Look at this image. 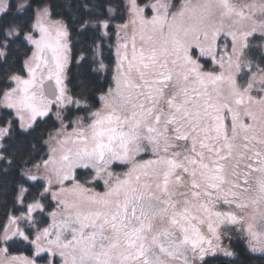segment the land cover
I'll list each match as a JSON object with an SVG mask.
<instances>
[{"label": "snow or ice", "instance_id": "snow-or-ice-1", "mask_svg": "<svg viewBox=\"0 0 264 264\" xmlns=\"http://www.w3.org/2000/svg\"><path fill=\"white\" fill-rule=\"evenodd\" d=\"M152 7L156 14L147 20L144 10L129 0L130 23L135 28L139 22L142 32L150 28L152 35L145 42L150 47L146 50L142 43L138 52L135 35L131 55L127 42L117 45L115 87L101 93V107L87 117H77L73 133L64 140L56 139L59 155L53 147V154L43 161V176L22 167L8 190L12 199L0 191L5 202L12 203L13 214L8 217L16 226L12 237L29 240L34 227L36 236L30 242L37 254L49 252L55 257L58 253L63 264H189L191 251L206 264L208 253L236 255L220 244L222 234H229L232 228L247 234L252 252H264V99L254 101L247 96L253 82L242 87L229 73L234 104L243 105L247 96L249 105L259 106L258 112L245 108L244 115L252 121L245 124L238 107L223 99L217 87L224 74L203 71L199 58H194L198 49L200 57H210L223 69L225 58L217 61L223 24L217 27L212 16L218 9L221 19L232 15L244 18L245 8L257 6L243 5L237 10L229 0L186 5L191 10L188 27L177 26L175 15L169 21L166 12L160 14L166 4ZM259 7L264 15V4ZM79 9L81 32L108 29L117 10L109 0H82ZM30 10V0H0V59L7 63L17 42L31 46L22 69L8 76L14 87H6L0 96V107L11 110L7 120L0 119V164L5 174L24 155L23 146L15 153L8 152V147H16L13 140L20 134L17 121L20 130L28 132L49 115L53 104H75L78 111L90 107L86 83L79 85L83 99L66 95L68 25L63 19H52L47 4L37 5L28 15ZM184 14L183 10L179 13L181 17ZM118 27L126 30L128 24ZM259 30L264 40V22ZM255 31V27L243 33L228 30L232 51L227 66L231 69L235 62L239 72L247 59L251 71L255 59L264 87V52L251 57L253 46L248 39ZM96 39L93 37L91 45L94 53L101 47ZM104 68L101 60L94 71ZM170 86L174 89L171 95ZM225 109L232 119L231 135L225 127ZM149 146L157 159L137 163L136 156ZM161 151L163 155H159ZM115 162L131 167L123 179L115 176L113 181L114 174L108 169ZM35 167L39 172L40 166ZM78 167L94 170V179H104L106 191L93 194L78 183L71 190L65 188V181L75 180L72 173ZM53 175L59 191H53ZM68 191L80 194V199H63ZM49 196L59 215L51 212L53 222L41 228L43 213L51 207ZM217 205L229 210H216ZM12 237L5 228L3 239ZM42 240L47 247L42 246Z\"/></svg>", "mask_w": 264, "mask_h": 264}, {"label": "rangeland", "instance_id": "rangeland-1", "mask_svg": "<svg viewBox=\"0 0 264 264\" xmlns=\"http://www.w3.org/2000/svg\"><path fill=\"white\" fill-rule=\"evenodd\" d=\"M207 2L217 3L218 0H181V1L176 2L177 6H176V4H173L172 0H153V1H149L148 3H146L144 5L138 4L137 0H135L136 5L140 9L144 10L142 15L147 20H151L152 17L156 14L153 10V7H152L154 4H157V3L166 4L167 5L166 10L161 9L160 14L164 15L166 12L167 19L169 21H172L173 15H175L176 16L175 23L179 27H188V25H189V16L191 15V10L186 8L185 7L186 5H197V4L207 3ZM229 2L235 4L237 10H239L240 7L243 5L255 4L257 7L255 9L245 8L244 9V11H245V17L244 18H240V17H237L235 15H232L230 17H224L223 19H221L218 9L215 11L214 15L212 16V19L215 22L217 27H220V25L223 24V27L221 28V31H220V35L218 37V49L219 50L217 53V61H219V58L221 56H223L225 58V67L223 69H221V67L219 66V63L218 62L213 63V61L210 57H200V53H199L198 49L196 50L194 58H199V63L201 64L203 71L208 72V71L214 70L215 74H217V75H220L221 73L224 74L225 79L222 82H220V84L217 86L220 90L222 98L230 101L232 104V107H234V108L238 107V110L240 111V114H241L240 119L245 124H250V123H252V121L250 118H248L247 116L244 115V110L246 107H249L253 111L258 112L259 106L256 104L249 105L248 101H247V96H251L254 101H259L261 99H264V87H262L261 82H260V73H259V69L256 67L255 59H253V61H252L251 71H249V69L246 67V65L248 63L247 59H244L242 61L241 70L239 72L237 71V69L235 67V62H233V67L231 69L228 68L227 57H228V54L231 53V51H232V45H231V37L227 35V32L229 29H231V30L237 31L239 33H243L244 31H251L255 27L256 31H255L254 35L252 37L248 38L249 42L253 46L252 52H251V57H253V58L258 57V55L256 53V51L258 49H259V52H264V40L261 39V32L259 30V24L261 22H264V15H261L259 6L261 4H264V0H229ZM125 4H126V9H127V18L124 22L117 24L115 26V30H116L115 31V41L113 44L115 64H114V69H113L114 70L113 76L115 75V72H116L117 45L118 44H122L124 42H127L128 53H129V55H131L132 38H133V35H135L138 52L140 50L142 43L144 44V47L146 50L150 47V44L145 43L148 40V37L152 35L150 28L142 32L139 22H137V24L135 25V28H133V26L130 23L131 19L133 18V15L129 10V0H125ZM34 10H35V8H34ZM182 10L185 13L183 17H181L179 15V13ZM249 17H251V18H249ZM52 19H54V18H52ZM122 24H128V28L126 30L120 29L118 26L122 25ZM117 32H119V37L117 36ZM141 36L144 37V41L141 40ZM21 38L23 39V36H21ZM68 45H69V39H68ZM97 45H99V44H97ZM257 46H259V47H257ZM225 49H227V52L225 51ZM96 58L98 59L97 69H99V62L101 61L100 49H98L96 51ZM206 60H207V62H205ZM69 64H70V57H69L67 69L65 70L66 80H67V70H68ZM169 67H171V65H169ZM229 73L236 76L237 84L242 86V87H247V84L250 81L253 82V88L249 90V92L247 93V96L245 97V102L241 106H236L234 104V101H232V98L230 97V88H229V84L227 81V76L229 75ZM254 74H255V79L253 80ZM23 75H26V73ZM113 76H112V84L110 86L114 88L115 84L113 81ZM66 80H65V84H66V88H67ZM175 82H176V78L174 77L172 83L174 84ZM9 87H14V85L11 84ZM210 90L213 91V93H215V89H212L211 86H210ZM173 91H174V89L170 86L168 89V94L171 95ZM66 95L71 96L70 93L68 92V88H67ZM71 97L74 100L79 99V98H76L73 96H71ZM213 98H215V95ZM100 107H101V101H100L99 107H96V108H90L89 107L88 111H79L78 113H71L70 111H67V108L68 109L69 108L75 109V108H77L75 104L65 103L62 106H57V105L53 104L51 106V111L49 112V114L52 115V117L56 120L58 125L54 130H52L48 134V136L46 138L47 157L44 158L43 160H41V161L31 165V166H27V167L32 169L33 173L43 176L44 175L43 161L47 160L49 158V156L53 154L51 151V149L53 147H56L58 149L56 155L57 156L59 155V145L56 143V139L58 138L60 140H64L68 136V134L73 133V129L76 128L77 125H76L75 121H76L77 117H81V116L87 117L90 112L95 111ZM1 108H3V107H0V112H1ZM224 115L226 117L225 118V127L228 130V134L231 135V127H232L231 115L227 113L226 109L224 110ZM58 117H64V119L62 120ZM17 122L19 125V121H17ZM58 133H62V135H59V137H57ZM50 137H51V139H50ZM67 146L71 147L72 145L68 144ZM0 151H1V149H0ZM159 155H163V152L161 151L159 153ZM153 159H157V156L153 153V150L150 146L148 147V150L146 152H141L136 156V162L137 163H142L144 161L153 160ZM117 163H120V162H117ZM36 165L40 166L39 172H37V170H36V167H35ZM130 167H131V165H127V164H124V165L121 164L117 167L114 166V168H113V165H110L108 170L114 174V176H113V181H114L115 176H119L121 179H123V177H121V176H123L126 172H128ZM77 170H83L84 171L80 175V178L76 177ZM72 175L75 176V180L65 181V184H64L65 188H67L69 190L73 189L75 184L78 183V184L82 185L84 188L88 189L93 194L103 193L106 191V185H105L104 179H98V180L94 179L95 172L91 168L85 169L83 167H78V168L73 170ZM254 175H256V174H254ZM105 178H107V177H105ZM52 181H53V191H59V185L56 183V177L54 175L52 177ZM49 198L51 199V196H49ZM62 198L69 201V202H75V201H78L80 199V194L72 192V191H68V192L63 194ZM53 202L55 203V208L46 213L47 216L46 215L45 216L48 217V220L46 223L40 225L41 228L46 227L53 222L52 217L49 215L51 212L57 211V213L59 215V210L56 208V202L55 201H53ZM216 210L227 211L229 209L227 206L217 205ZM65 214H67V213H65ZM18 215H20V214H18ZM15 227L16 226L11 224L7 218V220L5 222V227L3 228V232L0 235V264H25L26 260L34 261V264H48V262L52 259L55 260V264H63V259H62V257L59 256L58 253H57V255H55V257H53L51 255V253H49V252H41L39 254L36 253V246L30 242L31 240H34L35 236H36V229L34 227L30 228L31 235H30L29 240H24L22 237L17 236L18 238H20L23 241L32 245L33 251H32L31 255H27L24 253L23 254H8L7 252L5 253L3 251L6 248V245H5L6 241L3 239V237L5 235V228L8 229L9 237H12V232L15 230ZM21 227L23 228L25 226L21 225ZM204 231L206 232V230H204ZM221 232L223 233V228H221ZM26 234H28V233L26 232ZM12 238H14V237H12ZM68 238L71 239V236L68 235ZM241 241L244 242V244L246 245V247L248 249L247 251L249 253L257 255V256H264V252H260V251L252 252L249 249V237L247 236L246 233L240 232L237 228H232L231 232L229 234H222L220 244L223 247H227L229 250L233 251L236 254L233 245H236V244H238L237 242H241ZM231 243H232V245H231ZM41 244H42V246L47 247L46 240H42ZM243 247H244V245H243ZM242 250L245 251L244 249H242ZM188 256H189V264H203V262L198 257L192 256L191 251L188 252ZM222 256H223V254L220 252H217L215 256H213L211 253H208L207 255L204 256V261H211V259L218 261ZM227 258H231V257H227ZM227 258H225V259H227Z\"/></svg>", "mask_w": 264, "mask_h": 264}, {"label": "trees", "instance_id": "trees-1", "mask_svg": "<svg viewBox=\"0 0 264 264\" xmlns=\"http://www.w3.org/2000/svg\"><path fill=\"white\" fill-rule=\"evenodd\" d=\"M153 0H137L138 4L144 5ZM181 0H172L173 4ZM15 2V0H13ZM82 0H30L31 12L34 8L40 4H47L50 8L52 18L63 19L68 25L69 31V49H70V64L67 70V88L71 96L83 99L80 95L81 88L79 85L86 83L88 85L87 102L90 108H96L100 106L99 95L102 92L107 91L112 84L113 69L115 64L113 44L115 41V26L124 22L127 18V9L125 0H109L111 5L117 10L114 13L113 19L110 20V26L108 29L89 30L87 32H81V26L78 22L82 16V9H79V5ZM71 5V7L69 6ZM177 6V4H176ZM107 4H105V11ZM148 12V11H147ZM107 32V35L104 33ZM93 37H96V44H99L100 56L105 68L98 71L97 69L98 59L96 58V52L94 53L91 45ZM21 41L23 40L20 37ZM31 52V46L26 42L13 45V53L8 58L7 63L3 59H0V96L6 87L11 84L8 83V76L15 71H19L23 67V60L26 54ZM259 56L261 52L259 49L256 51ZM95 55V62L93 57ZM83 57V59H81ZM207 62V60L205 61ZM22 75L25 73H21ZM73 108V107H72ZM10 110L1 108L0 119L7 120L8 112ZM71 113H78L77 108L68 109ZM56 120L49 114L43 119H39L38 123L34 125V130L29 129L28 132L20 130L18 122L16 124V130L19 132V136L13 140L16 145L15 148L8 147L9 153H15L21 146L24 148V155L22 159H17L14 164L7 170V174L4 172L3 164H0V191L4 192L8 196V200L12 199L8 194V190L11 189L15 180L19 177V172L22 167L31 166L47 157L46 138L48 134L57 127ZM2 151V149H1ZM30 163L25 164L24 161ZM6 163V162H5ZM83 170H77L76 177L80 178ZM27 186V185H26ZM51 207L43 213V223L48 220L47 212L55 208V203L49 198L48 201ZM12 203L5 202L3 195H0V235L5 227V222L9 215H12ZM20 214L19 212L14 213ZM46 215V216H45ZM41 224V225H42ZM233 245L236 255L235 257L227 258L222 256L218 261L211 259L206 261V264H264V256H257L249 253L244 242H237ZM8 254H27L31 255L33 248L32 245L23 241L18 237H14L5 242ZM232 245V243H231ZM244 245V247H243ZM244 249L245 251H243ZM227 258V259H225ZM204 264V262H203Z\"/></svg>", "mask_w": 264, "mask_h": 264}, {"label": "flooded vegetation", "instance_id": "flooded-vegetation-1", "mask_svg": "<svg viewBox=\"0 0 264 264\" xmlns=\"http://www.w3.org/2000/svg\"><path fill=\"white\" fill-rule=\"evenodd\" d=\"M153 160H155V159H153ZM142 163H143V162H142ZM119 165H121V164L116 162L115 164H113V168H114V166L117 167V166H119ZM123 165H124V164H123ZM121 177L124 178V175L121 176ZM204 230H206V232H207V226H206V225L204 226ZM209 236H210V234H209Z\"/></svg>", "mask_w": 264, "mask_h": 264}]
</instances>
